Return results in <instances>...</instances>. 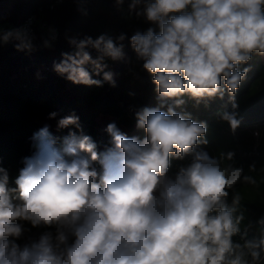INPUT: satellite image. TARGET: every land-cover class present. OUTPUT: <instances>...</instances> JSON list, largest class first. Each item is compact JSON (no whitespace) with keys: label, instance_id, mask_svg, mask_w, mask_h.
Returning a JSON list of instances; mask_svg holds the SVG:
<instances>
[{"label":"clouds","instance_id":"9594fccd","mask_svg":"<svg viewBox=\"0 0 264 264\" xmlns=\"http://www.w3.org/2000/svg\"><path fill=\"white\" fill-rule=\"evenodd\" d=\"M142 2L144 10L137 14L160 32L137 31L130 42L159 98L174 103L167 111L137 112V127L146 133L142 140L108 124L113 146L104 152L75 115L59 119L57 127L75 126L79 134L57 138L48 125L36 132L35 151L24 158L15 188L0 168V264H247L231 240L238 227L225 203L240 170L222 168L198 150L207 143L200 140L206 125L175 108L184 95L198 101L223 98L227 89L234 96L248 71L240 66L254 52L264 54V0H132L130 8ZM18 38V48L30 47ZM69 43L75 51L63 54L56 72L75 84L115 86L103 61L121 59L122 43L104 35ZM88 47L96 50L95 59ZM89 64L97 75L103 72V80L92 78ZM222 118L233 130L240 123L235 112ZM186 156L191 162L169 177L171 158ZM22 222L54 227L55 235L46 231L21 248L16 240L24 232Z\"/></svg>","mask_w":264,"mask_h":264},{"label":"trees","instance_id":"16d2710c","mask_svg":"<svg viewBox=\"0 0 264 264\" xmlns=\"http://www.w3.org/2000/svg\"><path fill=\"white\" fill-rule=\"evenodd\" d=\"M132 0H0V25L7 28L8 40L0 35V168L7 171L8 186L15 188V180L24 167L23 160L35 151L33 136L45 125L57 138H63L75 126L59 129V119L69 115L79 118L83 133L90 136L99 152L111 148V137L106 131L114 123L128 137L143 139V129L137 127V112L145 108H161L167 111V104L174 100L162 101L153 83V77L143 68L144 61L138 59L131 45V36L137 31L144 33L153 28L159 34V26L148 22L141 14L145 7L142 2L135 9L130 8ZM53 5V6H52ZM37 14L58 32V39L51 43L44 30L37 29V37L27 43L28 48H18L21 43L18 29L31 15ZM12 26V28H10ZM125 39L119 41L118 37ZM101 35L112 38L118 45L123 44V57L112 60L105 57L104 71L112 74L115 86L109 82L88 86L75 84L55 71L64 53L75 48L70 40H93ZM95 59L97 52L86 49ZM262 55L253 53L251 59L240 66L248 69L244 78L230 98L227 89L223 98L215 96L199 101L188 95L180 97L184 103L175 108L186 113L188 118L206 125V133L200 137L198 150L207 151L220 161L222 168L240 170V178L227 189L226 206L232 209L238 231L231 240L244 252L247 264H264V253L258 258L253 251L260 248L264 237V62ZM93 79L103 80V72L97 75L91 64L86 65ZM163 105V107H162ZM235 105V108L233 107ZM57 113L50 119V113ZM224 112H235L239 120L233 130L230 123L222 118ZM110 114L112 118H106ZM47 121L48 123H45ZM260 124L259 139L249 133L250 128ZM191 157L171 158L167 175L175 177L181 167L187 166ZM97 169L100 165H95ZM245 177L249 179H245ZM213 211L211 215H216ZM24 232L16 243L23 247L31 238H38L46 231L55 235L54 227L36 226L22 222ZM255 245L256 247H249Z\"/></svg>","mask_w":264,"mask_h":264},{"label":"built area","instance_id":"2783aa9c","mask_svg":"<svg viewBox=\"0 0 264 264\" xmlns=\"http://www.w3.org/2000/svg\"><path fill=\"white\" fill-rule=\"evenodd\" d=\"M57 2H62L63 0H56ZM53 6V5H52ZM40 28L45 31L48 36V40L54 43L58 39V32L55 28L51 27L47 21L37 14L29 16L19 27L18 33L20 36L24 37L25 42H33L37 37V29ZM264 239L261 238V240ZM256 252L260 250L264 253V246H260L259 249H255Z\"/></svg>","mask_w":264,"mask_h":264},{"label":"rangeland","instance_id":"374dc122","mask_svg":"<svg viewBox=\"0 0 264 264\" xmlns=\"http://www.w3.org/2000/svg\"><path fill=\"white\" fill-rule=\"evenodd\" d=\"M5 27V25L4 24H1L0 25V35H6V33H7V28H4ZM10 28H12V26H10ZM262 61L264 62V54L262 55ZM105 117L106 118H112V116L110 115V114H106L105 115ZM45 123H48L47 121H45ZM58 123V121L57 122H55V124H57ZM260 130H261V125L260 124H255V125H253L251 128H250V131H249V133H252V135H254V136H256L257 137V139H259L258 137H259V133H260ZM257 132H259V133H257ZM39 239V237L38 238H31V239H29V241H28V243L30 244L32 241H37ZM22 248V247H21ZM253 256V255H252ZM253 258H255L254 256H253Z\"/></svg>","mask_w":264,"mask_h":264}]
</instances>
